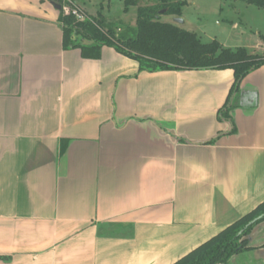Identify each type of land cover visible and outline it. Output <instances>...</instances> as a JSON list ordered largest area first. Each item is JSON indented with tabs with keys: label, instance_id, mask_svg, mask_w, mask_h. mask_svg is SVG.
Masks as SVG:
<instances>
[{
	"label": "crops",
	"instance_id": "1",
	"mask_svg": "<svg viewBox=\"0 0 264 264\" xmlns=\"http://www.w3.org/2000/svg\"><path fill=\"white\" fill-rule=\"evenodd\" d=\"M61 11L0 0V264H173L264 201V66L85 59Z\"/></svg>",
	"mask_w": 264,
	"mask_h": 264
},
{
	"label": "trees",
	"instance_id": "2",
	"mask_svg": "<svg viewBox=\"0 0 264 264\" xmlns=\"http://www.w3.org/2000/svg\"><path fill=\"white\" fill-rule=\"evenodd\" d=\"M48 1L62 7L67 5L70 9L77 8L72 0ZM143 1L124 0V13L134 7L136 19L133 27L125 26L122 30L108 25L101 13L92 17L80 10L85 18L77 20L72 14L64 15L61 11L59 22L64 47L80 49L83 58L94 60L99 58L102 48H112L135 60L140 71L150 73L231 70L234 77L232 90L248 74L264 66V51L250 53L243 48L229 49L217 41L202 43L196 34L163 22L162 11L165 16L181 17L184 3L180 0H157L151 5H143ZM242 1L264 9V0ZM261 41L264 43V36ZM84 42L91 44L85 45ZM219 113L228 118V109H221ZM262 221L264 201L173 264H228L233 256L256 249L250 246L248 235Z\"/></svg>",
	"mask_w": 264,
	"mask_h": 264
},
{
	"label": "rangeland",
	"instance_id": "3",
	"mask_svg": "<svg viewBox=\"0 0 264 264\" xmlns=\"http://www.w3.org/2000/svg\"><path fill=\"white\" fill-rule=\"evenodd\" d=\"M87 15L101 13L112 28L133 27L136 8L124 13V0H73ZM157 0H144L151 5ZM184 3L182 29L196 34L202 43L217 41L229 49L243 48L250 53H262L261 37L264 36V9L249 5L242 0H180ZM67 6V5H66ZM68 7V6H67ZM174 17L162 15L161 20L175 24ZM123 25V26H121ZM177 25V24H176ZM252 245L264 242V221L248 235ZM252 238V240H251ZM261 253L251 252L231 258L228 264H264Z\"/></svg>",
	"mask_w": 264,
	"mask_h": 264
},
{
	"label": "built area",
	"instance_id": "4",
	"mask_svg": "<svg viewBox=\"0 0 264 264\" xmlns=\"http://www.w3.org/2000/svg\"><path fill=\"white\" fill-rule=\"evenodd\" d=\"M64 1H68V0H64ZM62 11L64 15H69L72 14L77 20H84V15L83 13L80 11V9L74 8V9H70L67 6L62 7Z\"/></svg>",
	"mask_w": 264,
	"mask_h": 264
},
{
	"label": "water",
	"instance_id": "5",
	"mask_svg": "<svg viewBox=\"0 0 264 264\" xmlns=\"http://www.w3.org/2000/svg\"><path fill=\"white\" fill-rule=\"evenodd\" d=\"M51 4H52V6H53L55 9H57V10H59V11L62 10V6H61V5H58V4L53 3V2H51ZM163 14H164V11L161 12V15H163ZM173 22H174L175 24H177V25H183V24H184V22H183L181 19H179V18H175ZM84 44H85V45H90L91 43H89V42H84ZM260 219H261V218H260Z\"/></svg>",
	"mask_w": 264,
	"mask_h": 264
}]
</instances>
